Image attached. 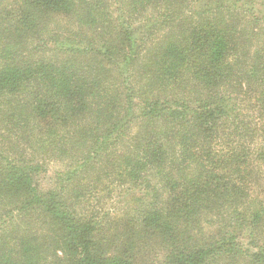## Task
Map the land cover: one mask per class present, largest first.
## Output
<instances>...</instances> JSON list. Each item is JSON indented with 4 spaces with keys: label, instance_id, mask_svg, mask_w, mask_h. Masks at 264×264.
<instances>
[{
    "label": "trees",
    "instance_id": "16d2710c",
    "mask_svg": "<svg viewBox=\"0 0 264 264\" xmlns=\"http://www.w3.org/2000/svg\"><path fill=\"white\" fill-rule=\"evenodd\" d=\"M0 264H264V0H0Z\"/></svg>",
    "mask_w": 264,
    "mask_h": 264
},
{
    "label": "rangeland",
    "instance_id": "374dc122",
    "mask_svg": "<svg viewBox=\"0 0 264 264\" xmlns=\"http://www.w3.org/2000/svg\"><path fill=\"white\" fill-rule=\"evenodd\" d=\"M63 26L70 28L71 26L69 25L68 20L63 21ZM60 165L58 163H51L48 165L49 171L47 173H43L41 180L42 183H49L51 179V175H53L54 170L58 169ZM143 190V191H142ZM140 190V188H134L131 189L130 191L126 190H119L118 193L113 198L105 197L102 200V207L103 210L108 211V210H117V209H122L125 205L129 204H136L140 200H144L146 198V195H144L145 189ZM140 198V199H139Z\"/></svg>",
    "mask_w": 264,
    "mask_h": 264
}]
</instances>
